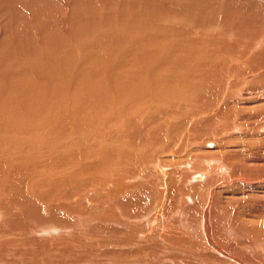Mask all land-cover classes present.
Wrapping results in <instances>:
<instances>
[{
  "label": "bare ground",
  "instance_id": "obj_1",
  "mask_svg": "<svg viewBox=\"0 0 264 264\" xmlns=\"http://www.w3.org/2000/svg\"><path fill=\"white\" fill-rule=\"evenodd\" d=\"M197 1L215 4L216 12L225 11V18L227 19L231 16V20L235 22L237 28L240 29L238 31L239 33L246 30L248 35L245 37L255 39L256 37L258 38L261 33H264V5L263 3L259 5V3L264 2V0ZM179 2L180 0H0V262L3 264H18L19 262L20 264H61L60 261L62 262L63 257H66V260L69 259L70 261L72 259L70 256L74 255L75 252V248H73L75 245H73V243L70 241H60L59 239L60 242H55L53 241L54 238L42 237L41 234L50 230L47 228V225L51 221L57 224L56 227L58 228L75 229L76 234H82V225L88 226L87 220L80 221L79 219V222L74 221L73 224L70 222L75 212V207L71 204L59 208L69 213L68 217L70 219L61 217L56 209L52 210L51 213H44V206L41 202V194L39 191L40 186L43 184L52 183L50 177L53 176V178L56 179L55 186L57 191H61V197L64 196L63 190L67 191L66 195H73L85 184L84 181L77 180L85 179H82L84 178V173L82 171H77L74 167L76 166L75 163L80 161V165L82 164V166L87 169H98L100 165L98 162L93 164L90 162V164L88 163L89 165L84 164V162H86V155L77 152H66V154L65 150H63L64 152L62 151V154L54 157L55 154L53 156L52 152L56 151V154H58L57 149L59 150L60 148H58L55 143L56 146L53 144L55 148L53 150L52 144H50V142L49 144L47 143L50 138H54L55 134L66 135L69 130L82 131L84 134H87L85 132H91L87 127L85 116L77 115L79 113H77L76 108L79 107L72 108L76 103H80L77 101H82L84 111H89V113L90 111L93 112L91 116L92 119L95 120L96 118L94 119V116L99 117V114H97L99 110L97 111V109L103 106V104H107V99L109 98L106 96L107 93L113 94L116 92L111 98L118 100L119 104L122 105L127 101H131L134 97L135 99L139 98L141 100V97L143 98L149 93L147 90L153 82L158 87V90H162L163 93L167 95H169V91L180 93L182 87L187 82L191 90L190 95L194 100V104L191 102L192 106L196 105V107H200L205 111H211L217 105L216 102H220L221 99H224L221 97L222 94H220L223 90L222 86L226 89L229 86L226 87L227 84L224 82L225 79H223V76L230 77L231 74L236 71H230L231 65L227 60H219L218 54L215 53L217 52L215 50L216 47L213 46L215 45L214 41L210 42V50L215 51L211 57L195 58L197 54H200V57L202 55V48L200 49L198 45L201 40V32L204 31L203 28L208 25L210 21L215 23L222 17L218 15L216 16L218 19L213 20V18H209L208 15V12L211 10L210 7L195 2ZM181 5L184 10L178 12L176 9ZM199 11H202L203 15L199 14ZM206 14L208 16H204ZM222 19L223 23L226 22L224 17ZM201 24L206 25L202 26ZM251 26H253L254 29L250 28ZM208 31L211 32L212 30ZM169 40H171V42H169ZM259 40L263 42L264 35ZM151 45H153L154 49L158 48L159 50L157 52L151 51L149 48ZM163 46L167 47L164 50L166 54L162 59H158V53L163 50ZM181 48H183V51L186 53V61L183 59L184 65L179 64L180 60H178L176 53V51ZM216 60H218L217 64L214 62ZM195 62V71H190V74H188V71L185 70H190ZM243 74H245V77L246 73ZM187 75V79H189L188 81H184L183 78ZM255 78L258 79V77ZM246 85L249 86L248 84ZM153 87L154 86L151 88ZM230 90H233V88ZM53 93L57 95L56 97L58 99L56 98V101L50 100L52 97L50 95ZM233 94H235V92ZM157 95H155L156 98ZM113 99L112 102L114 101ZM233 99L234 98H232V100ZM227 100L228 99L225 101ZM237 100H235V102ZM57 101H61L62 103L59 104ZM168 101L170 102V100ZM169 102V105H173V101H171V104ZM49 103L51 105L48 107ZM115 106L113 108H115ZM156 106L158 107V105ZM163 106L164 105L161 103L162 108L159 110L158 107V110L159 113L166 116L165 119L172 116H177L178 118V114L186 117L191 114L194 108L190 106L192 109L188 108L189 112L185 111L186 109H184L182 113L181 111L169 112L171 109L166 108L167 105H165L166 107L164 106V108L168 111L165 112ZM150 109L152 110V108ZM224 112H226V108L222 113ZM111 114H113V112ZM194 114L195 113L190 116ZM202 115L205 116L206 114L204 113ZM184 116H182V118ZM101 117L104 121L109 115L107 113L105 116ZM44 119H46L47 122ZM38 120L40 122H38ZM101 120H99L98 123ZM127 120H129V124L127 123L128 128L133 129L135 132H133L134 135L132 138L134 139L135 143H133L135 147L139 144H143L146 138V129L138 124V118L136 117L135 123L129 118ZM170 120H172V118ZM170 120L169 122H171ZM178 120L179 121L176 122L179 123V126L186 123L185 118L182 120L178 118ZM18 122H21V124ZM33 123H35V125L32 128L31 125H33ZM114 124L117 123L115 122ZM190 126L191 125H189L188 128H190ZM36 127L37 129H35ZM47 128L49 131H47ZM31 129L37 130L40 134L42 133L41 131H43L44 134L48 132V134H46L48 141L46 140V145L44 144V148L47 147L44 152V158L46 159L45 155H47V157L49 156L48 160L52 162V168L43 167V164L39 165L37 162H35L36 165L33 167L32 164L27 162L29 158L24 152L25 148L31 149V144H26L27 138L25 139V135H30ZM91 129L93 128L91 127ZM94 130L95 129H93V131ZM130 132H132V130H130ZM190 132L189 134H193V132ZM203 133L207 134L208 132L203 131ZM41 135H43V133ZM121 136L125 137L127 133L123 132ZM159 137H161L159 141L164 139L161 130H158L157 135L154 136L156 140L159 139ZM37 138L42 142L39 134L35 136L34 139ZM4 139L7 141L4 142ZM69 139L72 140L71 138ZM152 139L153 138H148V140ZM129 142L131 141L129 140ZM64 143H67V140ZM68 145L61 143V145L58 146L65 147ZM69 146L71 147V145ZM6 149H8V151H6ZM135 151H137V149ZM143 151H145V149ZM108 155L111 156V154ZM148 158L150 157L148 156ZM32 159H36V155L33 156ZM108 159L112 164L110 166H116L113 165V159L109 157ZM135 159L137 158L135 157ZM151 162H155V159L151 160ZM108 166L109 164L107 167ZM179 166H181V164ZM187 167L188 164L186 166L185 163V168ZM110 172L111 173H106L98 178L95 184L101 185L100 188L103 187V189L111 185L115 188L113 192H118L121 195L125 189H134V185L131 184L132 182L125 181V174L116 173V171ZM183 172L188 173L186 170ZM203 178H201L200 181ZM30 182H32V185L29 186ZM201 182H203V180ZM198 183H196L197 188H200L202 183ZM122 196L125 197L123 200L125 207L135 203L133 194ZM201 196L202 194H200V197ZM118 199L119 198L116 197V201H118ZM104 202L105 200L101 199V204L104 205ZM177 208L176 206V210ZM166 209L167 208L163 206V208H160L157 212L155 211L156 217L152 214L153 211H150V213L159 220V223L152 229L154 233L153 236H150L151 238L149 237V242L146 240L147 242L139 248L141 252L143 250L146 252L148 249L150 252H153L154 255H161L163 251H165L166 255H163L159 260L163 262L162 264H193L195 262L193 259L195 258L198 259L201 264H204L205 262L207 263L208 258H216L212 253H199L198 250L200 248L204 249L201 242L195 241L194 238H188L183 231V226L180 225L181 222L180 224L177 221L173 222L171 217L178 212L175 214L173 209ZM116 213L112 212L111 209L108 216L117 218L118 215ZM158 214L161 216H158ZM155 218H152V221H154ZM220 223L222 222L220 221ZM110 224V226L113 225V223ZM95 225L97 224L95 223ZM112 227L108 230V235L102 239L103 241L101 240V242H98L101 247L113 246L112 243L114 241L117 242H115L116 245L113 243L114 246L119 247V243L121 244L124 242L122 239L119 240L120 237L118 236H116L115 239H111V235L116 232ZM135 227L138 228L137 225L132 228L135 230ZM129 229L130 228H128V231ZM199 229L198 231H200ZM208 230L209 229L206 231ZM224 232H226V230H224ZM129 234L132 235L131 233ZM132 236L134 239H131V241L135 242V233ZM208 236L207 234V237ZM97 237L98 234L96 233V238ZM207 239H209V237ZM151 240L152 242H150ZM80 242H84L87 248L92 244V241ZM13 244L20 246L19 253L22 256L21 258H12L10 261H7V252L10 251L9 247H13ZM173 246L175 248L171 250ZM14 248L15 247H13V249ZM110 250H107L105 254H108ZM190 250H195L196 254L193 256ZM69 253L72 254L69 255ZM89 253L91 257L86 261L91 262L90 260H93L95 252L92 253L89 249ZM10 254L13 253L10 252ZM16 254L18 255V253ZM114 254L116 255L110 259L113 264H122V259L124 258H121V255L116 252ZM78 255L77 253V263L79 262V264H81L80 262H84V260L81 259L82 256L79 257ZM96 260H93V263L99 264V259ZM69 261L67 260L66 264H71L70 262H73Z\"/></svg>",
  "mask_w": 264,
  "mask_h": 264
},
{
  "label": "rangeland",
  "instance_id": "obj_2",
  "mask_svg": "<svg viewBox=\"0 0 264 264\" xmlns=\"http://www.w3.org/2000/svg\"><path fill=\"white\" fill-rule=\"evenodd\" d=\"M185 2H195L200 5L210 7L212 11L209 9V18L211 17L213 20H216L218 19L216 16L219 15L222 18L224 17L226 21L223 23V19L220 18L215 23L210 21L208 25L201 24L202 26L206 25L203 28L204 31L201 32V40L198 45L200 49L202 48V55L201 57L200 54L195 55V58H205L206 56L211 57L215 51L210 50V42L214 41L215 45L213 46L216 47L215 50L217 52L215 53L218 54L219 60H227L231 65L230 71H236L235 73H232L230 77L223 76V79H225L224 82L227 84L226 87H229L226 89L222 86L223 90L220 94L223 95H221V97L224 99H221L220 102H216L217 105L215 104V108L211 111H205L200 107H196V105L192 106V103L194 104V100L190 95L191 90L187 82L182 87L180 92L181 94L176 91H169V95L163 93V91L159 89L161 91L160 92L158 87L153 82L147 90L149 93L145 95V97H141V100L139 98L135 99L134 97L131 101H127L122 105L119 104L118 100L111 98V96H114L116 92L113 94L107 93L106 96L109 97L107 99V104H103V106H100L97 109V111L99 110L97 112L99 117L94 116V119L96 118L95 120H93L91 116L93 112L90 111L89 113V111L86 110L85 112L82 101H77L80 103H76L72 106V108L79 107L76 108L77 113H79L77 115L85 116L87 127L89 131L91 130L90 133L85 132L88 135L84 134L82 131L71 130V132L69 130L67 133L69 135L55 134L54 138H50L49 141L46 138V134H48V132L44 134V132L41 131L43 133V135H41L42 133L40 134L37 130L31 129L32 131L30 135H25V139L27 138L26 144L30 143L31 149L25 148L24 153L27 154L26 156L30 159H27V162L32 164L33 167L36 165L35 162H37L39 165L43 164V167L52 168L53 164H51L52 162L48 160L49 156L47 157V155H45L46 159L44 158V152L47 148H44V144L46 145L47 141L48 144L49 142L52 144L51 146L53 150L55 149L54 145L56 146V144L57 147L60 148V152L57 149L58 154H56V151L52 152L53 156L55 154L54 157L62 154L64 152L63 150H65V153L77 152L86 155V162H84V164L89 165L90 162L91 164L95 162L100 164L98 169H87L84 168L82 164L80 165V161L75 163L76 166L74 167L77 171H82L84 173V178L82 179L85 180L76 179L84 181L85 184H83L73 195H66L67 191L63 190L64 196L61 197V191H57L55 186L56 179L53 178V176L50 177L52 183L43 184L39 188L41 202L45 210H43L44 213H51L52 210L56 209L61 217L70 219L68 217L69 213L59 208L67 204H71L75 207V212L73 213L70 222L73 224L74 221L79 222V219L80 221L87 220L88 226L86 227L85 225H82L81 227L82 234H76L75 229L58 228L56 227L57 224L53 221L47 225V228L50 230L41 234L42 237L45 236L54 238L53 241L55 242L70 241L73 243V245H75L73 248H75L76 252H74V255H77L78 253V256H82L81 259L84 260V262H80L81 264H94L93 260L96 259H99V264H113L110 259L116 255L114 254L115 252L121 255V258H124L122 259V264H162L163 262L159 260L163 257V255H166L165 251H163L161 256L154 255L153 252H150L148 249L146 252L144 250V252H141L139 248H141L148 241V239L150 240V236H153L154 231L152 229L159 223V220L155 218L156 212L160 208H163V206L164 208H167L166 210H169L170 208L173 209L175 214L178 212L176 215H172L173 217H171V219L173 222L177 221L179 224L181 222L180 225L183 226V231L188 238H194L195 241L201 242L204 249L200 248L198 250L199 253H212L216 256V258L213 259L208 258L207 263L205 262L204 264H264V41L261 42L259 40L262 38L264 33H261L258 38L256 37L257 39L245 37L248 35L246 30L239 33L238 31L240 29L237 28V24L231 20V16L228 17L227 20L225 18V11L216 12L215 4L197 0H180L179 3ZM261 3L264 5V2H260L259 5ZM176 10L178 12H182L184 9L181 5ZM198 13L203 15L202 11H199ZM208 15L206 14L204 16ZM250 28L254 29L253 26ZM208 30L212 31L209 32ZM169 42H171V40H169ZM149 48L151 51L155 52L159 50L158 48L154 49L153 45L149 46ZM166 48V46H163V50L160 49L161 51L158 53V59H162L165 56L166 52L164 50ZM183 50L184 49L181 48L176 51L178 60H180V65H184L183 59L186 61V53ZM214 62L217 64L218 60ZM195 68L196 62L192 65L190 70L186 69L185 71H188V74H190V71H195ZM243 73H246L245 77L249 76L245 78V74ZM187 77L188 75L185 76L183 80L188 81L189 78L187 79ZM255 77H258V79ZM152 86L154 87L151 88ZM230 87L233 88V90H230ZM234 92L235 94H233ZM54 94L55 93L50 95L52 96L50 99L51 101H56L55 99L57 98V95ZM155 95H157V98ZM232 98L234 99L232 100ZM112 99L114 100L113 102ZM226 99L229 101H225ZM168 100H170V102ZM235 100L237 101L235 102ZM171 101H173V105L171 104ZM57 102L59 104L62 103L61 101ZM168 102L171 105H169ZM50 103L48 104V107L51 105ZM161 103L164 106L167 105V107L165 106L166 108L171 109L169 112L181 111L182 113L184 109H186L185 111H188L189 109H192L191 107H194L191 114H195L190 116L191 114L189 113L190 115H187L186 117L178 114L179 119L181 118L182 120L185 118L186 120L184 125L179 126V123H177L179 121L177 116L167 117L165 119L166 116L159 113V110L162 108ZM156 105H158L159 110ZM114 106L115 108H113ZM150 108H152V110ZM166 108L163 110L168 112L166 111ZM225 108L226 112L222 113ZM112 112L113 114H111ZM107 113L109 117L103 121L101 116H105ZM204 113L206 114L205 116L202 115ZM182 116L184 117L182 118ZM135 117L138 118V124L145 128L147 132L145 134V141L137 147H135L134 139H132L135 132L133 129L128 128L129 120H127L129 118L135 123ZM169 118H172V120ZM44 120L47 122L46 119ZM99 120L101 121L98 123ZM169 120L171 122H169ZM38 122L40 121L38 120ZM115 122L117 124H114ZM18 123L21 124V122ZM95 124L98 125L96 126ZM34 125L35 123H33L31 127L33 128ZM189 125L192 127L190 126V128H188ZM173 126L178 127L176 128ZM37 127L35 129H37ZM91 127L95 129V132L91 129ZM130 130H132V132H130ZM158 130L163 132L164 139L161 140L162 142L159 141L161 137L157 140L154 138V136L157 135ZM188 130L189 132H193V134L191 132V134H189ZM47 131H49L48 128ZM203 131H207L208 133L204 134ZM123 132L127 133V136L122 137L121 134ZM38 134L40 135L42 142H40L38 138L34 139L35 136H38ZM118 136L122 138H119ZM148 138L153 139L148 140ZM66 140L67 143L69 141L68 144L71 145V147L67 143H64ZM129 140L131 142H129ZM6 141L7 140L4 139V142ZM61 143L68 146L59 147ZM136 149L137 151H135ZM144 149L145 151H143ZM6 151H8V149H6ZM108 154H111V156ZM35 155L36 159H32ZM148 156L150 158H148ZM108 157L113 159V165L116 166H110L112 164L110 163ZM135 157L137 159H135ZM153 159H155V162H151ZM185 163L186 166L188 164L187 168H185ZM106 164H109V166L107 167ZM180 164L181 166H179ZM185 170L188 173L183 172ZM110 171L125 174V181L132 182L131 184L134 185V189H125L122 195L133 194V197H135V203L133 205L125 207L123 204L125 197L118 192H113L115 188L111 185H108L107 187H104L105 189H103V187L100 188L101 185L95 184L98 178L106 173H111ZM201 178H203V182H201L202 180L200 181ZM198 182L200 184L202 183L200 188H197L196 183ZM30 185H32V182L29 183V186ZM200 194H202L203 197H200ZM115 196L119 198L118 201H116ZM101 199L105 200L104 205L101 204ZM176 206L178 207L177 210ZM111 209L112 212H117V218L108 216ZM150 211H153L152 214L155 215V217L150 213ZM158 216L161 215L158 214ZM152 218H155V220L152 221ZM220 221L222 223H220ZM95 223L97 225H95ZM110 223H113L112 226L114 227L110 226ZM136 225L138 228L135 227L134 230L132 227ZM110 227L116 231L115 234L111 235V239H115V237L118 236L120 237L119 240L122 239L124 241L122 242L123 244L119 243V247L114 246L113 243L116 241H112L113 243L111 242L113 246L107 247H101L99 245L100 243H98L108 235ZM128 228L131 230L129 229L128 231ZM198 229L200 231H198ZM207 229L209 230L206 231ZM224 230H226V232H224ZM128 232L132 235L135 233L136 243L131 241L134 237ZM96 233L98 234L97 238ZM207 234L209 235V239H207ZM80 241H92V244H90L87 248L84 242ZM150 242H152V240ZM13 247L15 248L13 249ZM13 247H9L10 251L7 252L6 256L7 261H10L12 258H21L22 256L19 253L20 246L13 244ZM174 248V246L171 247V250H174ZM89 249L92 253L95 252L93 260H90L91 262L86 261L89 257H91ZM107 250H110V252L105 254ZM10 252L13 254H10ZM16 253H18V255ZM190 253L194 256L196 251L190 250ZM71 254L69 253V255ZM74 255L70 256V258H72L70 261L73 262H70L69 259L67 260L71 264H79V262L77 263L76 255L75 257ZM64 260H66V257H63L62 262L60 261V263L66 264L67 260ZM193 260L195 261L193 264H201L198 259L195 258ZM0 264L3 263L0 262ZM18 264H20V262Z\"/></svg>",
  "mask_w": 264,
  "mask_h": 264
}]
</instances>
